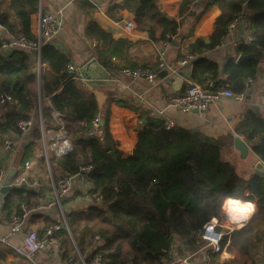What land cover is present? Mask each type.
<instances>
[{"label":"trees","instance_id":"obj_1","mask_svg":"<svg viewBox=\"0 0 264 264\" xmlns=\"http://www.w3.org/2000/svg\"><path fill=\"white\" fill-rule=\"evenodd\" d=\"M193 1L182 0L179 15ZM211 7L218 9V15L213 22L210 43L206 45L203 39H198L186 48L187 56L200 55L219 46L236 14L245 17L254 41L250 45H238L234 55L227 57L222 65L206 57L194 58L189 80L198 85L210 81L214 90L240 93L245 79H256L264 64V0H208L200 16ZM124 10L134 15L140 30L152 41H165L177 34L179 24L162 11L156 0H123L110 8L107 15L119 20ZM37 12L39 0H1L0 25L15 37L32 39L31 16ZM92 32L98 33L103 41L109 39L103 30L90 24L85 36L92 38ZM105 44L96 45L100 54L98 62L111 69L118 45ZM240 55H253V58L237 63ZM68 62L69 56L52 45H45L39 58L18 49L0 51V96L8 95L12 99L11 103L0 105V140L7 134L17 133L16 124L20 120L32 117L36 123L31 132L32 143L16 151L17 167L33 158L29 149L33 144L41 145L43 136L46 142L50 132L56 133L62 128L72 150L61 157L50 153L51 174L76 175L80 166L92 168L86 174L91 204L66 212L69 231L61 228L51 235L60 244L63 261L69 257L76 259L77 250L85 264H91L97 255L101 256L102 264H167L173 238L178 237L190 251L197 250L202 242L196 234L210 218H218L219 210L226 219L223 205L229 198L253 203L255 212L246 225L223 236L221 246L229 242L228 252L247 258L257 246L264 249V175L256 173L242 180L234 166L221 159L220 150L225 144L222 139L178 126L165 130L153 111L140 112V122L135 128L137 143L132 154L124 158L109 131V108L114 101H107L100 110L94 93L67 72ZM117 104L126 106L120 101ZM39 105L43 133L37 118ZM96 115L103 120V125H99L95 135L89 136ZM232 130L264 163L261 112L248 111L233 124ZM226 138L233 142L231 133ZM39 159L46 170L42 154ZM34 194L12 188L4 199L2 212L8 215L19 212V205L28 206L29 197ZM55 224L58 223L49 221L41 235ZM95 236L100 240L93 244ZM219 256L220 253L211 251V264H218Z\"/></svg>","mask_w":264,"mask_h":264},{"label":"crops","instance_id":"obj_2","mask_svg":"<svg viewBox=\"0 0 264 264\" xmlns=\"http://www.w3.org/2000/svg\"><path fill=\"white\" fill-rule=\"evenodd\" d=\"M156 1L167 16L179 24L177 34L167 41L168 47L165 51L166 67L162 69L158 66V52L163 49L164 45L162 40L152 41L145 31L140 30L139 25L135 22L134 15L126 10L119 14L121 15L119 20L112 19L107 15V11L110 8L120 5L123 0H39V12L31 16L30 32L33 36L37 35L40 14L61 10L64 19L63 29L49 45L68 55V63L73 64L79 70L82 65L92 58H95L98 62L100 54L96 50V45H100L99 47L104 43H106L105 45H118L116 56H112L113 67L111 69L104 68L98 62L108 72V79L112 82L93 88L91 81L87 80V83L82 84V86L94 93L100 110L105 107L107 101H114L109 108V131L112 138L118 142V148L123 153L124 158L132 154L137 143L135 128L139 121L140 112L151 111L139 103V96H144L154 108L165 109L166 116L173 119L176 126L222 139L225 144L220 150L221 159L232 164L237 175L246 181L252 174H256L254 165L260 160L253 155L249 148L247 156L245 158L241 157L233 146V142L230 143V140L226 137L229 133L233 137L237 136L232 130L233 124L248 111L255 110L254 107L259 109L264 118V111L259 107L264 100V64L259 68L256 83L250 94V100L245 98L242 102H236L244 103L245 106L244 113L238 119H236L237 116L234 113L225 112L224 110L223 104L235 103V101L229 99H225L199 113H181L177 109L168 106L172 97L179 96L184 92L185 83L189 80L190 66L186 69L184 66L180 67L178 64L182 59H178V56H182L184 60L187 57L186 48L198 39H203L204 43L205 40H208V44L210 43L209 37L213 31V22L218 15V9L211 7L205 14L200 16L204 4L208 1L202 0L194 5H189L187 10L182 15H179V6L182 0ZM115 16L118 17V14H115ZM243 18L245 19L244 16ZM131 19L135 22L136 27L133 31H126L122 21ZM90 24L96 25L100 30H103L109 36V39L103 41L98 33H94V29L91 34L92 38H87L85 31ZM246 24L245 20V23L238 27L237 35L239 38L249 34ZM0 39L3 41L8 40L2 29H0ZM235 50L236 47L228 44L224 39L219 46L206 50L200 55H195V58L198 56L206 57L218 65H222L227 57L234 55ZM189 63L191 65V61ZM131 67L148 69L155 73L157 75V86L150 88L143 80L131 82L120 75V70ZM183 70H185V76L183 78L180 77V88L177 85L178 89L176 90L171 83L166 84L176 80L178 73ZM162 71H167V75L164 78H159L158 74ZM118 101L124 102L126 106H119L117 104ZM44 102L48 104L49 100L44 99ZM59 135L66 136L64 132H50L46 142L43 136L41 145L33 144L32 148H29L32 150L33 158L30 161H26L30 164L27 182L29 185L32 183H35V185L29 187L27 184H23L16 189L34 192L35 194L29 197L28 206L22 203L28 209L22 231L11 237L9 245L0 244V264H30L17 251L21 247L22 237L26 232L33 230L38 237H42L44 234L41 235V233L49 221H56V223L61 224L62 213L65 216L66 212L91 204L87 179L86 177L77 176L73 181L71 191L61 197L60 206H48L53 200L52 184L57 181L58 175H55L54 181L47 164L45 163L47 169L44 170L39 158L43 154V146H46L47 151L50 153L52 144L49 145L47 143L54 141ZM7 136L12 142V152L5 151L2 148V141ZM5 137L0 140V174L2 179H4L10 169L12 167L15 168L16 174L10 179V182L13 183L24 165L17 167L15 162L16 151L18 147H27L32 143L31 134L24 139H20L16 133L7 134ZM238 137L243 141L241 136ZM245 192L246 194L249 193L248 184L245 186ZM11 214L8 215L3 213L2 210L0 211V237L7 235L9 232ZM249 219L241 222L242 225H246ZM225 220L227 225L223 226V231L227 234L243 227L230 223L227 215ZM172 244L176 250V255L179 257L191 256V264H201L205 260L211 264V250L201 249L202 245L197 250L190 251L178 237L173 238ZM57 245L56 248H49L38 253L36 256L37 262L41 264H68L70 259L78 261L77 251V260L69 257L68 261H63L60 257V244L58 243ZM183 248L184 250H182ZM219 260L218 264L224 261L232 262L233 264H264V249L257 246L256 249L251 251L248 258L237 256L225 249L220 254Z\"/></svg>","mask_w":264,"mask_h":264},{"label":"built area","instance_id":"obj_3","mask_svg":"<svg viewBox=\"0 0 264 264\" xmlns=\"http://www.w3.org/2000/svg\"><path fill=\"white\" fill-rule=\"evenodd\" d=\"M200 1L202 0H194L191 5H194L195 3ZM63 23H64V19L61 10H58L56 12H46L40 14L38 20L37 35L34 36L32 39H28L25 36L15 37L11 34L9 30H7L6 28L0 25V29H2L6 34V36L8 37L7 41H3L0 39V51H2L3 53H7L10 49H18L26 52L34 51L35 52L34 55H36L37 58H39L41 49L45 45H49L52 42V40L56 37V35H58L60 31H62L64 26ZM122 23L126 31H133L136 27L135 22L132 19L123 20ZM244 23H245V19L243 18L242 14H236L233 20L228 24L226 35L221 39V43L225 39L228 44L234 47H237L240 44L250 45L254 40L251 37V34L248 29L247 30L249 34L246 35L245 37L239 38L237 35L238 27L243 25ZM169 40L170 38L168 40L163 41L164 43L162 47L163 49H161L158 52V61H159L158 66L160 69L166 67L165 51L168 47L167 41ZM194 58L195 55L187 56L184 60L179 62L178 65L180 67H183L187 63L192 61ZM66 70L69 74L74 75L73 78L76 81H79L81 84L87 83V80L83 77L80 70L77 67H75L73 64L68 63L66 65ZM120 75L124 78L129 79L131 82L143 80L144 82L147 83V85L150 88L157 86V82H156L157 75L149 71L148 69H142V68L122 69L120 70ZM255 83H256L255 78H247L243 82L242 91L240 93H234L230 89L214 90L212 89L213 84L210 81H207L206 83H204V85H198L197 83L188 80L185 83L184 92L179 96L172 97L168 103V106L177 109L181 113H193V111L195 110L199 113L200 111L207 110L211 106H215L216 104L220 103L225 99H229L235 102H242L245 100L247 95L251 94ZM11 102L12 99L10 96L8 95L0 96V105H5ZM139 103L147 107V109H150L156 114V116L161 120L162 127L165 130H170L176 126L175 121L166 116L165 109L154 108L144 98V96H139ZM259 107L262 111H264V100L260 103ZM54 116L58 118V114H55ZM99 121H100V116L96 115L91 123V127L88 132L89 136H93L97 133L99 128ZM38 125L43 133L40 105L38 106ZM16 127L18 129L16 135L20 139H24L25 137L31 134L33 129L36 127V123L32 117H29L27 120L18 121ZM62 132L63 130L61 128L57 133H62ZM43 147L44 150L42 156L48 168H49L50 153H52L55 157H61L67 155L72 150L71 144L69 143L67 137L62 135H59L54 140V142L52 143V149L50 153L47 151L46 146ZM2 148L5 151L12 152V142L8 136L3 139ZM91 169L92 168L90 165H83L79 167V171L76 175L62 174L58 176L57 181L52 184L53 200L51 203L48 204V206L50 207L55 205L60 206L61 197L67 195L71 191L75 177L77 176L86 177V174L90 172ZM29 170H30V164L28 162H25L16 180L13 183L10 182V187L18 188L23 184H27L29 187L34 186L35 183L29 185L27 182ZM2 182L3 179L0 174V189L2 188ZM96 200L99 201L100 197H97ZM27 214H28V209L23 204H20L19 212H14L11 214L9 232L7 233V235L0 237V244L9 245V241L11 237L22 231ZM61 228H64L65 230L69 231L63 213H62V223L55 224L50 228H48L42 237H38L37 233L33 230L26 232L22 237L21 247L17 249V251L22 256V258L25 261L29 262L30 264H41L36 260V256L38 252H43L49 248H56L58 246L55 240L52 239L51 235ZM226 234L227 233L223 231V226L220 224L219 219L212 217L210 218L209 221L203 224L201 230L196 235L202 242L201 249H208L214 253L221 254L228 245L225 244L224 246H221V241L223 239V236H225ZM99 240H100L99 236H95L93 239V243L95 244L99 242ZM167 254H168L167 264H191L190 261L191 256L179 257L178 255H176V250L174 249L172 243L169 247ZM77 255H78V261L76 262L73 259H70L68 264H85L83 257L78 251H77ZM91 264H102L101 256L97 255L92 260ZM201 264H209V262L205 260Z\"/></svg>","mask_w":264,"mask_h":264},{"label":"water","instance_id":"obj_4","mask_svg":"<svg viewBox=\"0 0 264 264\" xmlns=\"http://www.w3.org/2000/svg\"><path fill=\"white\" fill-rule=\"evenodd\" d=\"M205 43L208 44V40H205ZM32 54H35L34 51L31 52ZM253 58V55H240L237 57L236 62L237 63H241L247 60H250ZM190 66V63H187L184 68H188ZM80 71L82 72L83 76L85 77L86 80L91 81L92 83V87L93 88H98L101 85H104L106 83L112 82L110 81L109 78V74L108 72L98 64L97 60L95 58L90 59L88 62H86L84 65L81 66ZM167 75V71H162L158 74L159 78H164ZM185 76V70L180 71L178 73V75L176 76V80H174L173 82H167L166 84H172V86L177 90L179 86V88L181 87V78H183ZM247 100H250V94L246 96ZM255 111H259V109L257 107H254ZM19 111L21 112L22 109H19ZM200 112H204V111H200ZM193 113H197V111H193ZM99 125L102 126L103 125V120L99 121ZM233 146L235 147V149L240 153L241 157L245 158L248 154V146L247 144L242 141L238 136H235L233 139ZM254 170L256 173L260 174V175H264V163L261 161H257L254 165ZM16 174V169L15 168H11L10 171L8 172V174L6 175V177H4L3 182H2V188L0 189V211L3 208L4 205V199L6 197V195L10 192V190L12 189L10 187V179L13 178ZM40 253V252H38Z\"/></svg>","mask_w":264,"mask_h":264},{"label":"clouds","instance_id":"obj_5","mask_svg":"<svg viewBox=\"0 0 264 264\" xmlns=\"http://www.w3.org/2000/svg\"><path fill=\"white\" fill-rule=\"evenodd\" d=\"M223 211L230 223L243 226L241 222L247 221L255 211V205L251 202H242L240 199H227L223 205Z\"/></svg>","mask_w":264,"mask_h":264},{"label":"rangeland","instance_id":"obj_6","mask_svg":"<svg viewBox=\"0 0 264 264\" xmlns=\"http://www.w3.org/2000/svg\"><path fill=\"white\" fill-rule=\"evenodd\" d=\"M223 107H224L225 112L234 113L237 116L236 119H238V117H240L244 113V109H245L244 103H236V102L232 104H223ZM51 175H52V178L55 179V174L52 173ZM218 215H219L218 219L220 221V224L222 226L227 225L225 216L222 210H219Z\"/></svg>","mask_w":264,"mask_h":264}]
</instances>
